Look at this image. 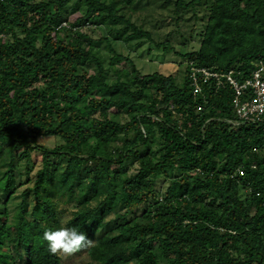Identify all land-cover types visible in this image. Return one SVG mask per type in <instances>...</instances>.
Segmentation results:
<instances>
[{"label":"trees","instance_id":"trees-1","mask_svg":"<svg viewBox=\"0 0 264 264\" xmlns=\"http://www.w3.org/2000/svg\"><path fill=\"white\" fill-rule=\"evenodd\" d=\"M163 1L176 28L207 12L179 78L115 48L173 50L141 26L150 0H0V264H61L42 239L61 220L88 264H264V121L238 122L226 79L189 77L264 63V0Z\"/></svg>","mask_w":264,"mask_h":264},{"label":"rangeland","instance_id":"rangeland-1","mask_svg":"<svg viewBox=\"0 0 264 264\" xmlns=\"http://www.w3.org/2000/svg\"><path fill=\"white\" fill-rule=\"evenodd\" d=\"M150 5L152 8L149 9V14L146 9L144 13L140 14L142 28L151 31L156 42H169L173 46V50L163 52L159 49H155L149 44L132 47L130 46L132 43H115V48L118 52L128 56L134 62L141 74L158 72L164 75H175L179 78L185 64V59L182 58L181 54L194 51L199 47V32L201 31L202 24L206 18V9L205 7H198L194 12H186L183 14L182 20L176 28L169 20H165L170 9H165L163 0H150ZM154 18L163 21L158 22L155 21ZM102 48L103 45L101 47V50L103 51L104 49ZM107 54L108 53L104 52L105 57H107ZM58 142L59 141L56 139H40V144L48 145L50 147L58 144ZM32 161L35 164V167H38L40 164V153L33 152ZM1 162L2 159L0 158V163ZM34 172H32L30 176H34ZM22 188L23 187H21L19 191L22 190ZM29 202H31L30 199ZM0 203V210H3V200L0 199ZM12 206L13 202L8 205L10 209ZM69 211V207L65 208L64 215L67 216ZM60 256L61 264L89 263L86 250L68 256L60 254Z\"/></svg>","mask_w":264,"mask_h":264},{"label":"built area","instance_id":"built-area-1","mask_svg":"<svg viewBox=\"0 0 264 264\" xmlns=\"http://www.w3.org/2000/svg\"><path fill=\"white\" fill-rule=\"evenodd\" d=\"M197 73H201L204 80L214 78L218 84L222 78L226 79L234 92L233 109L239 123L264 121V63L258 62L257 68L251 76L238 82L232 72L220 74L204 68H190V79L193 93L200 92Z\"/></svg>","mask_w":264,"mask_h":264},{"label":"clouds","instance_id":"clouds-1","mask_svg":"<svg viewBox=\"0 0 264 264\" xmlns=\"http://www.w3.org/2000/svg\"><path fill=\"white\" fill-rule=\"evenodd\" d=\"M42 239L52 254L72 255L83 249L91 241L80 226L71 225L67 220H61L59 227H45Z\"/></svg>","mask_w":264,"mask_h":264}]
</instances>
